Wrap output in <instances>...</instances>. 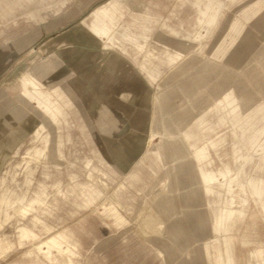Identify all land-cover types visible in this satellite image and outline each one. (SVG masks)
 <instances>
[{
	"label": "rangeland",
	"instance_id": "rangeland-1",
	"mask_svg": "<svg viewBox=\"0 0 264 264\" xmlns=\"http://www.w3.org/2000/svg\"><path fill=\"white\" fill-rule=\"evenodd\" d=\"M0 264H264V0H0Z\"/></svg>",
	"mask_w": 264,
	"mask_h": 264
},
{
	"label": "crops",
	"instance_id": "crops-1",
	"mask_svg": "<svg viewBox=\"0 0 264 264\" xmlns=\"http://www.w3.org/2000/svg\"><path fill=\"white\" fill-rule=\"evenodd\" d=\"M213 19H214V15L211 14L208 17L207 22L210 23L213 21ZM91 32L93 34L105 32V26L103 25L102 18H99L98 20H95L92 22ZM112 67H113V65H112ZM48 243L54 245L57 248V250H59V245L53 239H50Z\"/></svg>",
	"mask_w": 264,
	"mask_h": 264
}]
</instances>
